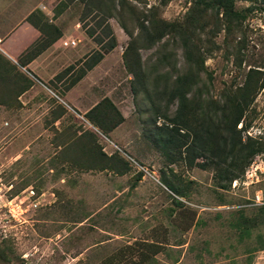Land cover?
<instances>
[{"label":"rangeland","instance_id":"1","mask_svg":"<svg viewBox=\"0 0 264 264\" xmlns=\"http://www.w3.org/2000/svg\"><path fill=\"white\" fill-rule=\"evenodd\" d=\"M218 2L0 0L3 44L34 11L22 56L54 58L11 63L35 84L18 101L0 69V264H264V0ZM108 96L110 131L77 109Z\"/></svg>","mask_w":264,"mask_h":264},{"label":"crops","instance_id":"2","mask_svg":"<svg viewBox=\"0 0 264 264\" xmlns=\"http://www.w3.org/2000/svg\"><path fill=\"white\" fill-rule=\"evenodd\" d=\"M9 8H10V5L8 4L6 7H4V12L3 13H7L8 12V10H9ZM18 11V10H17ZM17 11H13V12H16V13H18ZM1 12H2V10H1ZM9 13V12H8ZM16 13H14V15L11 17V18H14V17H16V18H14V21H15V23H16V26L18 25V23L19 22H21V21H24L25 22V26H26V28L27 29H29V31L31 32V35H33L34 36V39L30 36V37H25V38H23L22 40H20L19 42H16L14 45H13V48H8L7 46H5L3 43H5V42H8L9 41V39L11 40V36H12V33H14V31H15V27H12L14 24V22H12L11 24H8V26L5 28H3V29H1L0 30V59H1V57L3 58V59H5V60H8V61H10L11 63H14V64H18V60H19V58H21V61H22V58L24 57V56H26L27 54H24L23 56H22V54L23 53H26L27 52V50L31 47V44H33L32 42H33V40H34V42H35V40H38L40 37H41V35L42 34H44V31L41 29V25H38V24H36V23H34L33 21H32V16H33V14H34V11L33 12H30V13H28L27 15H24L22 18L18 15V16H16ZM58 28H59V26H57ZM66 37H73V36H63V37H61V38H66ZM61 38H59L58 40H56V43H55V38H54V41L51 43V44H53V43H55V46H56V44H57V46L59 45V41H60V39ZM53 40V39H52ZM33 47V46H32ZM60 47V46H59ZM38 57H40V58H42V61H41V63L42 64H44L43 65V67H45V66H49L52 62H53V60H54V58H52V59H49L50 57H51V53H42V52H40L39 53V55L36 57V58H34V59H32L31 61H28V62H26V64H29L30 62H32L33 60H35L36 61V59L38 58ZM105 60V59H104ZM103 61V60H102ZM101 61V62H102ZM2 62H4L3 60H2ZM23 64H25V63H23ZM23 66H25V65H23ZM26 67V66H25ZM98 65L95 67V68H93L91 71H89L88 72V74H87V76L84 78V79H81V81L80 82H78V85L77 86H80L81 85V83H84L85 81H86V79L91 75V74H93V73H95L96 71H97V69H98ZM30 72V71H29ZM31 73V72H30ZM28 79H29V77H28ZM30 80V79H29ZM31 81H33V80H31ZM41 82V81H40ZM33 83V82H32ZM41 84L42 85H46V82L44 83V82H41ZM35 84L33 83L32 84V86L28 89V90H30L31 88H33V86H34ZM15 86V92H16V94H17V86L16 85H14ZM46 87V89H48L50 92H52L53 93V95H54V97H56V98H59L60 99V96L59 95H57L56 94V91L55 92H53L50 88H48V85L47 86H45ZM28 90H26V91H24V93L25 92H28ZM23 94V93H22ZM88 97H90L89 95H87ZM21 97V96H20ZM109 97V99L111 100V101H113L114 102V100H113V98L112 97H110V96H108ZM18 98L19 97H17V101H18ZM66 98H67V100L68 101H70V104H72L73 102H72V100H71V97H70V94L68 93L67 95H66ZM90 98H92V97H90ZM22 101V100H21ZM112 102V103H113ZM22 103L23 104H25L23 101H22ZM98 104V102L96 103V104H94L93 106H90V107H86L85 106V108L84 107H82V106H77V109H78V111H79V113L80 114H82L83 115V117L84 116H86V114L93 108V107H95V105H97ZM0 106H2L3 108H5V109H11V108H13L12 107V105H9V104H7L6 102H4V103H0Z\"/></svg>","mask_w":264,"mask_h":264},{"label":"trees","instance_id":"3","mask_svg":"<svg viewBox=\"0 0 264 264\" xmlns=\"http://www.w3.org/2000/svg\"><path fill=\"white\" fill-rule=\"evenodd\" d=\"M205 1V0H204ZM234 1L235 0H219V5L220 7L224 10V15L226 16V18H228V20H230L231 18H239L240 17V14L237 13L235 10H234ZM207 7L208 4H206ZM38 24V23H36ZM39 25V24H38ZM42 29V27H41ZM43 30V29H42ZM58 36V35H57ZM56 36V37H57ZM161 37H163L161 35ZM58 38V37H57ZM153 38V37H152ZM56 39V38H55ZM52 42L54 41L51 40ZM48 43L46 46H49L51 45V42ZM184 46H185V49L187 50V53H188V58H190L191 61H193L195 58H193V51H192V48H191V44L190 42L188 41H184ZM34 47V46H33ZM31 52V50H30ZM28 52V53H30ZM40 52H37L35 53L32 57H29L28 58V54L27 56L23 57L22 58V62L26 64V62L28 61H31L32 59L36 58L38 55H39ZM104 59V54L100 53L98 55V57L91 63L88 65L87 69L84 70L82 72V74L80 76H78L76 79H74V81H72V83L67 87V90H70L72 87H74L78 82L81 81V79H83L87 73L89 71H91L93 68H95L102 60ZM2 60L4 62H2ZM3 68L5 69L6 71L10 72V71H16L15 74H14V78L15 79V85L17 86V97H19L22 93H24V91L28 90L31 86H32V81L29 80L18 68L16 65H13L11 64L10 61L8 60H5L1 57V60H0V69ZM103 102H109L111 104V107L113 109H115L118 114H119V117L121 119L120 123L123 122L124 120V116L122 115V113L119 111V109L117 108V106L112 103V101L109 99V98H105L102 100V102L98 103L95 107H93L86 115L87 117L91 120V122L95 123L97 127H102L103 129L107 130V131H110V127H107L105 126L102 122H99L97 119H96V116L94 115L95 113H97L102 105H103ZM0 103H4L3 101L0 100ZM241 119V116L239 118V120ZM118 125V124H117ZM116 126V125H115ZM106 133V131H105ZM236 146H239L241 147L243 145V141L242 139L239 140L238 143L235 144ZM235 147V146H234Z\"/></svg>","mask_w":264,"mask_h":264},{"label":"built area","instance_id":"4","mask_svg":"<svg viewBox=\"0 0 264 264\" xmlns=\"http://www.w3.org/2000/svg\"><path fill=\"white\" fill-rule=\"evenodd\" d=\"M81 36H73V37H66V38H61L59 41V46L62 49H68V48H76L79 46V44L82 42ZM253 178V177H252ZM251 178V179H252ZM234 188L238 186V181L235 180L233 183ZM262 191H257L255 198L253 199L255 205H264V197L262 195Z\"/></svg>","mask_w":264,"mask_h":264}]
</instances>
